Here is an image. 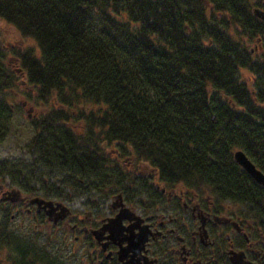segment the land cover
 <instances>
[{"label":"trees","instance_id":"1","mask_svg":"<svg viewBox=\"0 0 264 264\" xmlns=\"http://www.w3.org/2000/svg\"><path fill=\"white\" fill-rule=\"evenodd\" d=\"M262 4L0 0V20L34 42L0 43V142L14 111L8 98L20 97L36 111L25 148L47 176L104 191L129 175V162L248 195L264 210V189L231 155L241 149L264 174V23L251 12ZM0 168L12 176L14 166Z\"/></svg>","mask_w":264,"mask_h":264},{"label":"flooded vegetation","instance_id":"2","mask_svg":"<svg viewBox=\"0 0 264 264\" xmlns=\"http://www.w3.org/2000/svg\"><path fill=\"white\" fill-rule=\"evenodd\" d=\"M259 48L255 38L248 52L256 56ZM123 169L129 175L104 191L79 177L76 185L48 180L50 191L46 180L38 191L31 182L0 181V264L61 263L51 254L65 247L68 260L81 253L83 264H264V210L248 195L193 187L129 162ZM74 198L80 211L68 201Z\"/></svg>","mask_w":264,"mask_h":264},{"label":"rangeland","instance_id":"3","mask_svg":"<svg viewBox=\"0 0 264 264\" xmlns=\"http://www.w3.org/2000/svg\"><path fill=\"white\" fill-rule=\"evenodd\" d=\"M0 43L3 47H7V50L9 47L14 46L22 47L24 45H31L32 47H34V42L32 40L20 38L12 27L5 24L1 20ZM5 60L11 63L10 67L11 69H13L14 66L12 65V61H10V59L8 58H6ZM241 78L247 83H249L251 80L249 75H247L246 73H242ZM8 102L11 103L14 111L12 112V117L9 123V131L4 137V139L0 142V163L3 162L5 164H8V166L10 167L14 166V170L12 171V176L10 177L7 174L2 173V169L0 168V181L13 182L20 177L21 179H24L25 177L26 179H28L29 183L31 182L33 188L38 191V187L40 186V180H42L43 182L44 180H60V177L62 175H45L44 171H42L40 167L36 166L33 163L31 155L27 153L28 151L25 146L32 135V130L29 126L28 119L30 117H33L36 111L31 108L28 104H26L20 97L15 96L12 98H8ZM16 105L20 108L18 109ZM65 192L68 193L69 197L72 196L71 191L67 190ZM74 199L75 200L71 199L68 201L72 203L74 210L80 211L82 208V204L79 199ZM17 232L21 233L22 235L30 234L29 232H26L22 229H18ZM70 247H72L71 249L73 250V247L76 248V244L70 243ZM49 250L50 253H54L56 252V247H52ZM68 251L69 248L65 247L63 250H60L57 254H51V258L52 260L56 259V262L58 260L61 261V263L57 264H83L81 261L83 259L81 253L76 255V258H79L80 260V262H78L79 260L76 259H67V257H70ZM47 254L49 256V253Z\"/></svg>","mask_w":264,"mask_h":264},{"label":"water","instance_id":"4","mask_svg":"<svg viewBox=\"0 0 264 264\" xmlns=\"http://www.w3.org/2000/svg\"><path fill=\"white\" fill-rule=\"evenodd\" d=\"M252 14L255 18L264 22V12L260 8H253ZM233 161L245 171L255 183L264 186V175L255 165L248 159L244 152L240 149L232 152Z\"/></svg>","mask_w":264,"mask_h":264}]
</instances>
